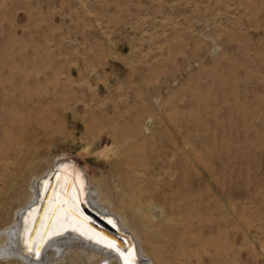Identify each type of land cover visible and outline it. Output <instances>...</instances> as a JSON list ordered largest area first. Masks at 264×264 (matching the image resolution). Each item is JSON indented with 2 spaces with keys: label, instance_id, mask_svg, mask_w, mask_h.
I'll list each match as a JSON object with an SVG mask.
<instances>
[{
  "label": "rangeland",
  "instance_id": "374dc122",
  "mask_svg": "<svg viewBox=\"0 0 264 264\" xmlns=\"http://www.w3.org/2000/svg\"><path fill=\"white\" fill-rule=\"evenodd\" d=\"M61 159L157 264H264V0H0V230Z\"/></svg>",
  "mask_w": 264,
  "mask_h": 264
},
{
  "label": "bare ground",
  "instance_id": "6f19581e",
  "mask_svg": "<svg viewBox=\"0 0 264 264\" xmlns=\"http://www.w3.org/2000/svg\"><path fill=\"white\" fill-rule=\"evenodd\" d=\"M116 203L108 186L76 161L54 160L31 175L23 203L0 230V259L17 257L24 264H151L143 263L147 256L157 264ZM159 208L155 203L147 207L148 229V223L162 222ZM42 251L54 257L36 262Z\"/></svg>",
  "mask_w": 264,
  "mask_h": 264
},
{
  "label": "water",
  "instance_id": "95a60500",
  "mask_svg": "<svg viewBox=\"0 0 264 264\" xmlns=\"http://www.w3.org/2000/svg\"><path fill=\"white\" fill-rule=\"evenodd\" d=\"M44 200H46V199H44ZM44 200L42 201V203L44 202ZM41 208H42V204L40 205V207H39V209L41 210ZM40 210H39V213L38 214H40ZM99 219H101V220H103L102 219V217L101 216H99V214H96V213H94ZM89 222H93L92 220H88ZM94 223V222H93Z\"/></svg>",
  "mask_w": 264,
  "mask_h": 264
}]
</instances>
